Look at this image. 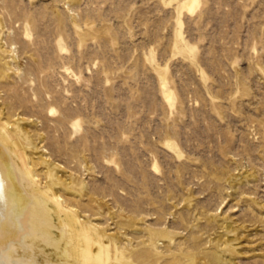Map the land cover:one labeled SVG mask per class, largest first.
<instances>
[{
  "label": "rangeland",
  "instance_id": "1",
  "mask_svg": "<svg viewBox=\"0 0 264 264\" xmlns=\"http://www.w3.org/2000/svg\"><path fill=\"white\" fill-rule=\"evenodd\" d=\"M192 1L0 0V131L109 264H264V0Z\"/></svg>",
  "mask_w": 264,
  "mask_h": 264
},
{
  "label": "bare ground",
  "instance_id": "2",
  "mask_svg": "<svg viewBox=\"0 0 264 264\" xmlns=\"http://www.w3.org/2000/svg\"><path fill=\"white\" fill-rule=\"evenodd\" d=\"M195 4L196 0L189 4L190 13ZM20 136L32 144L24 130ZM9 143L0 131V264H109V247L116 251V243L84 228L72 210L61 206L56 192L47 194L37 188L31 180L35 173L25 169ZM166 147L175 151L172 145ZM153 171H159L154 162ZM47 176L57 180L55 168ZM140 257L148 259L147 252Z\"/></svg>",
  "mask_w": 264,
  "mask_h": 264
}]
</instances>
